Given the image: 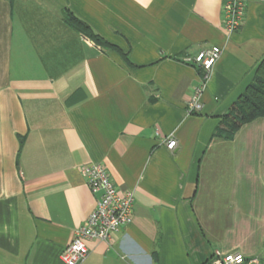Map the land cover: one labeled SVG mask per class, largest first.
<instances>
[{
    "label": "crops",
    "instance_id": "1",
    "mask_svg": "<svg viewBox=\"0 0 264 264\" xmlns=\"http://www.w3.org/2000/svg\"><path fill=\"white\" fill-rule=\"evenodd\" d=\"M224 2L0 0V264H61L97 200L85 165L105 167L134 205L111 242H87L82 264H215L233 253L264 264V118L212 137L264 60V0H245L233 33ZM212 46L221 54L203 81L191 60ZM200 87L202 109L189 114Z\"/></svg>",
    "mask_w": 264,
    "mask_h": 264
},
{
    "label": "built area",
    "instance_id": "2",
    "mask_svg": "<svg viewBox=\"0 0 264 264\" xmlns=\"http://www.w3.org/2000/svg\"><path fill=\"white\" fill-rule=\"evenodd\" d=\"M221 25L227 33H233L243 25L246 13L245 0H225L221 8ZM221 51L212 46L197 53L191 62L201 69L203 81L219 59ZM202 87L194 89L187 102V113H197L202 109L200 94ZM175 141L167 142L166 147L172 149ZM81 175L92 195L97 196L95 207L87 217L83 226L77 228L69 244L62 251L61 264H82L87 255V242L99 240L111 242L113 235L132 221L134 196L132 192L120 193L110 180L105 167L85 165ZM217 256H219L217 254ZM215 264H259L257 259L244 260L238 253L220 258Z\"/></svg>",
    "mask_w": 264,
    "mask_h": 264
},
{
    "label": "trees",
    "instance_id": "3",
    "mask_svg": "<svg viewBox=\"0 0 264 264\" xmlns=\"http://www.w3.org/2000/svg\"><path fill=\"white\" fill-rule=\"evenodd\" d=\"M66 22L96 47L101 50H113L128 63L126 53L107 42L86 23L77 19L71 13H67ZM258 118H264V60L259 64L255 72V83L250 84L245 92L230 106L228 112L213 130L212 137L231 140L243 125Z\"/></svg>",
    "mask_w": 264,
    "mask_h": 264
}]
</instances>
